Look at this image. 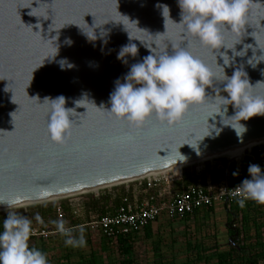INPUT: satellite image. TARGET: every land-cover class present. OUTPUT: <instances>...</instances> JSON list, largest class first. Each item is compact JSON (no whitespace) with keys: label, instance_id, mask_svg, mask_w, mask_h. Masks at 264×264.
Segmentation results:
<instances>
[{"label":"water","instance_id":"obj_1","mask_svg":"<svg viewBox=\"0 0 264 264\" xmlns=\"http://www.w3.org/2000/svg\"><path fill=\"white\" fill-rule=\"evenodd\" d=\"M159 5L168 6L170 19ZM180 20L177 0H0V197L16 205L68 197L263 140L264 115L240 121L246 131L238 136L211 105L192 106L174 127L153 115L133 128L105 111L115 81L123 83L153 43L159 44L157 52L167 45L172 54L171 45L186 47L190 41L188 50L220 71L209 49L181 34L175 24ZM236 42V51L247 49L225 66L226 75L243 66L252 86L264 82V61L248 64L253 56V62L264 59L259 57L264 55V0H253L244 31L225 33L228 46ZM129 44H136L138 53L126 56L125 64L117 57ZM220 51L233 56L232 50ZM64 59L73 66L62 70ZM217 63L224 66L218 54ZM205 91L215 96L211 88ZM253 94L264 95V84H257ZM59 96L77 113L70 117L74 123L63 146L51 141L48 105L40 104ZM234 111L229 105L226 115ZM224 123L236 121L225 118ZM233 242L230 238L228 244Z\"/></svg>","mask_w":264,"mask_h":264},{"label":"clouds","instance_id":"obj_2","mask_svg":"<svg viewBox=\"0 0 264 264\" xmlns=\"http://www.w3.org/2000/svg\"><path fill=\"white\" fill-rule=\"evenodd\" d=\"M177 3L181 20L174 23L182 27L183 36L199 40L202 46L212 52L220 71L214 72L207 63L194 56L188 50L190 41H187L186 47L171 45L172 54L166 50L167 45L163 51L157 52L159 44L153 43L154 48L152 45L147 47L150 54L141 62L131 65L123 78L124 82L121 83L119 79L115 81L114 91L109 96L111 107L105 111L111 117L127 121L133 128L142 127L153 115L162 124L174 127L183 120L192 106L211 105L216 110L213 114L221 117V123L231 127L241 136L246 127L240 121L264 115V95L253 94L257 84L264 82H257L252 86L243 66L237 68L230 77L226 75L225 66H230L234 57L244 56L247 48L236 51L235 45L240 42L228 46L225 43V33L235 35L245 30L253 0H177ZM159 7L162 8L164 18L165 14L169 18L168 6ZM65 43L71 45L72 41L66 38ZM221 48L232 50L233 56L229 57L226 51L221 52ZM242 52L243 55L240 54ZM137 53L136 44H129L121 48L117 58L126 64L127 60L124 58L135 57ZM217 54L224 66L217 63ZM253 58L254 56L248 60L252 67L264 61L257 59L253 62ZM59 64L62 70L65 66H73L66 59L61 60ZM206 88H211L215 96H207ZM221 92L227 95H221ZM79 102H75L76 107H81ZM65 103L63 96L45 98L43 103H40L48 105L47 133L51 141L60 146L67 143L74 123L70 117H76L77 114L74 108H66ZM229 105L235 110L231 117L226 115ZM97 109H103V105ZM225 118L234 119L236 124H225ZM247 171L251 179H243L234 189V195L239 197L236 202L241 208L245 207V202L249 200L264 205V172L256 164H250ZM0 205L7 206V214L0 230V264H48L44 252L29 246L32 221L10 210L16 206L14 200L0 197ZM35 219L39 222L41 218L37 215ZM53 223L57 232L66 237V246H85L83 227H80L78 236H73V229L66 228L63 220Z\"/></svg>","mask_w":264,"mask_h":264},{"label":"built area","instance_id":"obj_3","mask_svg":"<svg viewBox=\"0 0 264 264\" xmlns=\"http://www.w3.org/2000/svg\"><path fill=\"white\" fill-rule=\"evenodd\" d=\"M214 158L217 157L102 188L108 190L106 196L110 202L100 212L92 214L91 222L84 225H92L102 237L115 242L122 235L142 231L163 214L169 218H183L203 207L221 204L230 209L233 204L238 206L236 201L239 197L234 195V189L243 179H251L248 166L259 165L264 172V141L246 149L238 157L228 158L224 165L213 163ZM193 165L194 169L186 174L188 181L184 187L178 186V171ZM118 186L122 188L118 189ZM99 191L94 192L96 199L103 196ZM65 198H69V208L74 217L84 215L86 202L81 195ZM251 202L246 201L245 207ZM57 213L59 220L66 216L61 203L57 204ZM52 232L44 229L36 235L48 236Z\"/></svg>","mask_w":264,"mask_h":264},{"label":"rangeland","instance_id":"obj_4","mask_svg":"<svg viewBox=\"0 0 264 264\" xmlns=\"http://www.w3.org/2000/svg\"><path fill=\"white\" fill-rule=\"evenodd\" d=\"M245 151V150H244ZM242 153V152H241ZM227 157H217L212 160L213 163L224 165L227 162ZM208 163V162H206ZM180 169V168H179ZM194 169L193 166H189L186 168H183L178 171L179 173V180L177 184L181 186L185 183L186 176L188 173H190ZM182 171V172H181ZM187 174V175H186ZM188 177V176H187ZM118 189H121L122 186H118ZM115 189V188H112ZM99 191V190H98ZM108 192L107 189H102L99 191L100 194L103 195V197H106V193ZM105 193V194H104ZM83 198L87 199L86 204L90 200L92 202V199L95 198L94 192H87L80 194ZM80 195H74V197H80ZM69 197V196H68ZM69 198H61L58 200L53 201H47L37 204H30L26 206L16 207L13 209H10L11 211H16L20 215L26 216L32 221V233L31 234H37L41 233L42 230L47 228L54 229L51 233V237L49 238V241H51L52 247H55L54 257L55 259H59L60 255L64 251L63 249V236L60 235L55 227L54 221L59 220L58 215L54 214L47 218L42 217L41 211L39 207L48 208L51 206H57L59 203H66L67 206V213L64 219H62L65 222V227L70 228L71 225L76 223H88L91 222L92 218L91 215L95 214L97 212H100L102 210L103 204L99 206V209L97 208V212L93 207L87 208L85 210V213L83 216L77 218L74 217L69 209L68 206ZM108 202L109 199H108ZM109 204V203H107ZM233 210L237 211L239 213V219L236 221L235 226L239 227L242 231V236L245 238L243 240V244L249 246L251 244H254L256 239H259L260 241H264V205L260 206V212L256 213L255 215H258L257 219L261 221L262 227L258 231L253 227L252 223H248V225H245V223L242 221V209L239 208L236 204L232 205ZM0 213L7 214L6 210L0 211ZM39 215L40 221L38 222L35 217ZM233 218V214L229 213L226 208L223 205H215L213 207V210H210L208 207H203L199 210H197L193 214L187 215V217L183 218H169L166 214H163L159 217L158 221L151 223V237L147 239L144 236V231L142 230L140 232V235L137 238L136 244H135V250L138 253V257L136 258L140 264H161L163 261L172 260L171 259H160L161 257H166L170 255H174V263L175 264H183L187 258L190 257V254L188 252V245L192 243L193 244H199L205 245L207 247H211L215 244H219V249H226L229 245L228 242L230 241V237L228 234V227L227 223L229 220ZM84 229V239L86 241L85 246L83 247H72L73 253L79 254L84 253L85 255H89L93 251L98 252L99 255H101V258L104 259V264H109L110 261L107 258L108 253L106 251H102V236L97 231L96 228H94L92 225H83L80 226ZM80 227L73 229V236L79 235V229ZM72 229V228H71ZM42 237H46V234H43ZM247 237H250L249 240ZM241 243V244H242ZM113 247V252L117 256V258L120 257V253L117 248V244H110ZM256 250L263 251L264 252V246L258 247ZM216 251L214 248H208L207 252H205V255H209L211 253H214ZM95 253V256H98V254ZM74 255L73 259L76 257ZM100 258V259H101ZM217 259L211 258V260L208 261L210 264H215ZM60 263V262H59ZM206 260L197 262L195 264H205ZM261 263L264 264V258L261 259ZM49 264H56L53 263V261ZM194 264V263H193Z\"/></svg>","mask_w":264,"mask_h":264},{"label":"trees","instance_id":"obj_5","mask_svg":"<svg viewBox=\"0 0 264 264\" xmlns=\"http://www.w3.org/2000/svg\"><path fill=\"white\" fill-rule=\"evenodd\" d=\"M188 181V177L186 176L185 183L182 184L180 187H184L186 182ZM179 186V185H178ZM108 203V197H101V199L93 198L92 202L90 200L86 204L87 208L93 207L96 212L99 209V206L103 204L105 206ZM64 206L65 213H67V206L66 203H61ZM260 204H257L255 202H251L246 207L242 208V221L245 223V225H248V223H252L253 227L258 231L260 227H262L261 221L257 219L258 215H255L254 212L258 213L260 212ZM214 206L208 207L210 210H213ZM42 217L47 218L51 215H58L57 213V206H51L48 208L39 207ZM226 208V207H225ZM70 209V208H69ZM226 210L229 213L233 214V218L228 221L227 227H228V234L229 237L234 240V242L231 245H228L226 249H219V244H215L211 247H207L205 245L199 244H189L188 245V252L190 254V257L186 259V261L183 264H195L197 262L206 260L205 264L208 263L211 258H216L217 261L215 264H262L261 259L264 258V252L256 250L258 247L264 246V241H260L259 239H256L254 244H251L249 246L243 244V240L245 238L242 236V231L239 227L235 226L236 221L240 218L239 213L237 211L233 210V207ZM71 212V209H70ZM196 212V211H195ZM194 212V213H195ZM72 214V213H71ZM189 215V214H188ZM6 217V214L0 213V230H2V222L3 219ZM187 217V215H186ZM80 227V223H76L71 225L70 228L74 229ZM46 231H53L52 228L45 229ZM144 236L149 239L151 237V223L147 225L144 229ZM141 232V231H140ZM132 233L130 235H122L116 239L114 242L113 240H108L105 237H102L103 241L101 243L102 251H106L108 253V259L110 261L109 264H140V262L137 261L138 253L135 250V244L138 238V234L140 233ZM235 233H237V236H235ZM51 233L46 236L42 237L43 235H35L31 234L30 239L28 241L30 247L37 248L44 252L48 259V264L53 261V263L56 264H104V259L101 258V255L98 254V252L93 251L88 256L84 253H79L76 255V253H73L71 246H66L64 241L66 237L63 236V249L64 251L60 255L59 259H55L54 257V251L55 247H52L51 241H49V238ZM250 237H247L249 240ZM230 240V239H229ZM242 243V244H241ZM110 244H117L118 251L120 253V257L117 258V256L113 252V247ZM208 248L215 249L214 253H211L209 255H205V252H207ZM96 252L98 256H95ZM74 255L76 257L73 259ZM101 258V259H100ZM171 259L163 261L161 264H175L174 263V255H170L169 257H161L160 259ZM60 262V263H59ZM158 264V263H156Z\"/></svg>","mask_w":264,"mask_h":264},{"label":"bare ground","instance_id":"obj_6","mask_svg":"<svg viewBox=\"0 0 264 264\" xmlns=\"http://www.w3.org/2000/svg\"><path fill=\"white\" fill-rule=\"evenodd\" d=\"M261 141H264L261 140ZM261 141H258V142H261ZM258 142H254V143H250V144H247V145H243V146H239V147H235V148H232V149H229L225 152H222L220 154H217L215 156H210V157H207V158H204V159H201V160H198V161H203V160H206V159H211L213 157H227V158H235V157H238L239 155H241L244 150L250 148L251 146L255 145L256 143ZM242 152V153H241ZM198 161H195V162H198ZM191 163H194V162H191ZM191 163H188V164H191ZM188 164H184V165H177V166H174V167H171V168H167V169H162V170H159V171H154V172H151L147 175H154V174H157V173H160V172H164V171H168V170H171V169H179L181 167H184ZM112 185H116V184H109V185H104V186H99V187H94V188H90L88 190H85L83 192H97L98 190L102 189V188H105V187H109V186H112ZM82 193V192H81ZM71 195H74V194H71ZM67 195H64V196H58V197H53V198H50V199H47V200H43V201H40V202H29V203H21V204H17L14 208L16 207H21V206H26V205H30V204H37V203H42V202H47V201H53V200H58V199H61V198H64L66 197ZM3 210H6V208L4 209H0V211H3Z\"/></svg>","mask_w":264,"mask_h":264},{"label":"crops","instance_id":"obj_7","mask_svg":"<svg viewBox=\"0 0 264 264\" xmlns=\"http://www.w3.org/2000/svg\"><path fill=\"white\" fill-rule=\"evenodd\" d=\"M85 199V198H84ZM86 200L87 199H85V202H86ZM68 206H69V201H68ZM85 223L84 222H82V223H80V226H83ZM140 235V233L138 234V236Z\"/></svg>","mask_w":264,"mask_h":264}]
</instances>
